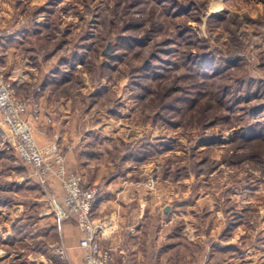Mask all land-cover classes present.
I'll return each mask as SVG.
<instances>
[{"label": "rangeland", "instance_id": "374dc122", "mask_svg": "<svg viewBox=\"0 0 264 264\" xmlns=\"http://www.w3.org/2000/svg\"><path fill=\"white\" fill-rule=\"evenodd\" d=\"M7 35L1 68L42 113L38 144L83 179L67 153L88 148L84 183L110 202L94 219L115 225L103 247L264 264V0H0ZM2 115L0 264H83L59 229L76 219L51 207L59 181L2 147Z\"/></svg>", "mask_w": 264, "mask_h": 264}, {"label": "built area", "instance_id": "2783aa9c", "mask_svg": "<svg viewBox=\"0 0 264 264\" xmlns=\"http://www.w3.org/2000/svg\"><path fill=\"white\" fill-rule=\"evenodd\" d=\"M36 107L31 98L18 96L13 84L7 81L0 60V110L8 125L2 134V147H12L21 160L41 175L59 181L62 191L59 197L52 196L51 207L59 220L71 216L76 219L82 231L79 245L85 253L83 264H136L124 250L117 251V258L113 248L102 246L101 240L115 231V225L109 220L94 219L101 188L85 184L80 174L68 169L57 143L44 147L38 144L33 122L40 121L42 113Z\"/></svg>", "mask_w": 264, "mask_h": 264}, {"label": "crops", "instance_id": "0c3cea01", "mask_svg": "<svg viewBox=\"0 0 264 264\" xmlns=\"http://www.w3.org/2000/svg\"><path fill=\"white\" fill-rule=\"evenodd\" d=\"M13 36H16V35H13ZM5 40H7L8 42H6ZM8 43H12V39L9 37V35L5 36L2 43L0 42V53L6 50ZM22 81L23 79H20L18 80V83H22ZM0 114L2 115L1 112ZM73 145H74L73 148H70L72 149V151L67 153V160L69 161L70 164H73V166H75L74 167L75 170H77L78 172H82V173L84 172V175H85L84 182L87 183L86 182L87 181L86 171L92 168V162L89 159L90 155L87 150L88 148L87 146L85 147V146H81L77 144L76 145L73 144ZM74 163H76V165H74ZM123 183H126L125 178L123 176L122 177L117 176L116 178H113L108 184V188L110 189V187H114V186L118 188H113V189L111 188L112 194H110V196L114 197L116 190L120 191L124 188H126V191L124 192H127L128 190H127L126 184H123ZM107 194H109V190ZM106 200L107 199H105L104 197L99 198L98 202L96 203L97 205L95 206V209H94V216H96V214L98 215L99 213L102 214L106 211L105 208L109 207L110 205L109 204L110 202ZM59 229H61L60 231L62 234L63 241L67 244L70 250L71 248H73V246L78 245L79 239L82 233L79 226H75L71 224L70 222H63V224L61 225ZM125 248L128 251V253L131 255V257L134 258L138 264H159L160 261L162 260V258L160 260V256H159L160 253L158 252L157 249H155V246H149L148 248L146 247L144 248L142 243L140 244L138 242H135L134 240H128L127 244L125 243ZM73 254H76V253L70 252V255L73 256ZM80 254L82 255L81 257L83 258L84 251L81 250Z\"/></svg>", "mask_w": 264, "mask_h": 264}, {"label": "water", "instance_id": "95a60500", "mask_svg": "<svg viewBox=\"0 0 264 264\" xmlns=\"http://www.w3.org/2000/svg\"><path fill=\"white\" fill-rule=\"evenodd\" d=\"M167 210H168V208H166V210H165V211L167 212Z\"/></svg>", "mask_w": 264, "mask_h": 264}]
</instances>
